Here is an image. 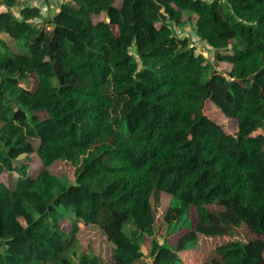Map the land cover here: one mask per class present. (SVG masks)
Returning <instances> with one entry per match:
<instances>
[{
	"label": "trees",
	"instance_id": "obj_1",
	"mask_svg": "<svg viewBox=\"0 0 264 264\" xmlns=\"http://www.w3.org/2000/svg\"><path fill=\"white\" fill-rule=\"evenodd\" d=\"M45 2L0 0V264H146L145 239L151 264H188L200 237L243 225L262 257L218 253L264 264V0ZM155 194L178 212L169 232L196 213L175 241L157 238Z\"/></svg>",
	"mask_w": 264,
	"mask_h": 264
},
{
	"label": "rangeland",
	"instance_id": "obj_2",
	"mask_svg": "<svg viewBox=\"0 0 264 264\" xmlns=\"http://www.w3.org/2000/svg\"><path fill=\"white\" fill-rule=\"evenodd\" d=\"M20 4H27L31 2L30 0H19ZM51 2H54L52 0ZM54 5V4H53ZM219 8L223 11L222 2L218 4ZM7 6L5 3L0 4V12L6 10ZM45 9V8H44ZM47 11V10H45ZM46 20L49 21L51 13H43ZM101 18H95V21L100 20ZM181 32L184 33L185 36L193 37V31L191 28L188 27H182L179 29ZM13 49H15V45L12 44ZM199 50V49H198ZM214 62V59L212 60ZM252 65V62L246 63L244 66L240 69V76L242 78H246L249 76L250 73V67ZM31 88H35V82H33L31 85ZM205 113L211 118L213 121L218 123L223 127L225 132L230 135H235L238 132V126L236 120L228 119L226 116H224L221 111L216 108V106L210 102H207ZM39 117H44L45 115L40 113L37 114ZM52 172L58 176L63 175H69L71 178H74V169L70 164L59 162L56 165H54L51 168ZM16 182V179H14ZM165 196L161 194H155L154 198L152 199L154 208H155V214H156V231H157V238L159 242L163 243L165 239H169L170 241H175L179 236H181L183 233L190 231L193 221L195 220L196 213L192 211V215L189 217V223L183 231L178 233H172L169 232V225L170 223H174L178 217V212L173 211L170 212L169 215L166 214V206L169 203L166 199H164ZM212 206H208V208H200V214L204 215L205 212L208 211V209H212ZM115 222H118V218H115ZM69 222H65L64 226L66 228H69ZM106 226H110L106 222ZM109 232L112 233V227H109ZM99 234L98 229L95 230L94 236ZM95 236V237H96ZM255 236L247 229L246 226H241L239 228H233V231L230 236H223V237H217V238H207V237H200L199 244L196 246V249H193L195 251H188L187 254H185L186 263L188 264H196L197 262H212V261H219V262H226V263H237V260L232 256H222L218 253V249L220 246L228 243V242H240L244 245L248 246V249L250 253L253 256H257L259 258L262 257L260 254V251L250 244L251 240H253ZM98 243L96 244V250L102 257L104 263H108L110 261V251L106 243H104L101 234L96 237ZM151 239H145L143 245H142V254H143V260L146 262V264H151ZM251 245V246H250ZM197 251V254H196ZM184 256V254H182ZM235 259V260H234ZM197 260V261H196Z\"/></svg>",
	"mask_w": 264,
	"mask_h": 264
},
{
	"label": "built area",
	"instance_id": "obj_3",
	"mask_svg": "<svg viewBox=\"0 0 264 264\" xmlns=\"http://www.w3.org/2000/svg\"><path fill=\"white\" fill-rule=\"evenodd\" d=\"M31 2H33V1H35V0H30ZM45 8H46V10H47V8H48V1L47 2H45ZM49 13V12H48ZM43 18H41V17H39L38 19H37V21L39 20H42ZM46 19V18H45ZM199 51L205 56V57H207L208 56V54H207V52L206 51H204V50H201V49H199Z\"/></svg>",
	"mask_w": 264,
	"mask_h": 264
},
{
	"label": "crops",
	"instance_id": "obj_4",
	"mask_svg": "<svg viewBox=\"0 0 264 264\" xmlns=\"http://www.w3.org/2000/svg\"><path fill=\"white\" fill-rule=\"evenodd\" d=\"M47 1H48V3H49V2L51 3L52 0H47Z\"/></svg>",
	"mask_w": 264,
	"mask_h": 264
}]
</instances>
